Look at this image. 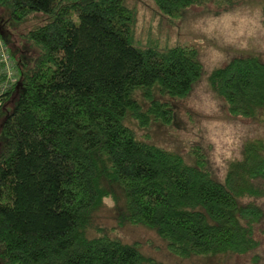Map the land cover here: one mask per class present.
Instances as JSON below:
<instances>
[{
	"label": "trees",
	"instance_id": "obj_1",
	"mask_svg": "<svg viewBox=\"0 0 264 264\" xmlns=\"http://www.w3.org/2000/svg\"><path fill=\"white\" fill-rule=\"evenodd\" d=\"M205 1L153 0L168 18ZM0 8L18 22L50 17L24 34L35 55L0 92L1 108L21 89L1 123L0 264H163L135 243L87 237L105 198L120 224L149 227L179 257L259 247L262 140L247 142L219 182L200 151L187 163L123 124L127 112L141 127L171 123L173 109L155 90L189 94L202 71L194 48L135 46V17L123 0H0ZM210 85L229 115L250 117L264 107V59L234 57L212 72ZM138 88L146 109L133 96Z\"/></svg>",
	"mask_w": 264,
	"mask_h": 264
},
{
	"label": "rangeland",
	"instance_id": "obj_2",
	"mask_svg": "<svg viewBox=\"0 0 264 264\" xmlns=\"http://www.w3.org/2000/svg\"><path fill=\"white\" fill-rule=\"evenodd\" d=\"M123 3L135 17L131 24L135 46L159 50L175 45L194 48L202 66L200 77L186 97L160 95L155 90V97L168 102L173 109L170 124L151 120L149 125L141 127L128 112L123 124L134 132L137 140L175 151L187 163H194V150L200 151L213 179L223 182L229 166L242 158L247 142L255 139L264 142V107L256 109L250 117L229 115L223 100L210 85V75L234 57L257 55L264 59V0H206L184 9L177 18L163 15L153 0H123ZM49 19L35 14L27 21H13L7 10L0 8V39L7 53L16 54L18 59L17 62L10 57V75L0 61V92L20 79L23 61L30 62L35 55L24 34ZM20 91L18 89L0 108V147L3 143L1 123L11 112ZM133 96L142 109H146L148 101L139 88L134 90ZM255 202L264 212V198ZM116 216L115 202L105 198L93 213L87 237L108 234L124 243H135L142 254L163 264H264V217L255 233L260 241L256 250L245 255L184 258L172 254L154 230L128 222L120 224Z\"/></svg>",
	"mask_w": 264,
	"mask_h": 264
},
{
	"label": "built area",
	"instance_id": "obj_3",
	"mask_svg": "<svg viewBox=\"0 0 264 264\" xmlns=\"http://www.w3.org/2000/svg\"><path fill=\"white\" fill-rule=\"evenodd\" d=\"M0 61L4 64L7 74L10 75L9 73L11 69L10 56L6 51L4 42L1 39H0Z\"/></svg>",
	"mask_w": 264,
	"mask_h": 264
}]
</instances>
